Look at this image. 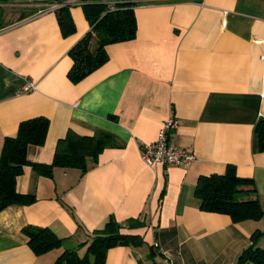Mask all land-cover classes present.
Here are the masks:
<instances>
[{"label":"crops","instance_id":"crops-1","mask_svg":"<svg viewBox=\"0 0 264 264\" xmlns=\"http://www.w3.org/2000/svg\"><path fill=\"white\" fill-rule=\"evenodd\" d=\"M133 1L135 38L107 45V61L78 83L67 72L69 49L90 28L80 4L70 7L76 31L68 37L48 0L1 7L0 154L5 137L34 117L49 126L44 143L28 147L31 162L49 164L68 131L105 139L96 137L104 147L94 164L86 158L84 174L55 167L49 178L23 167L16 190L36 201L0 211V264H53L64 249L82 256L78 245L109 217L142 243L110 248L104 264H236L255 230L264 248V217L234 223L200 210L194 196L199 176L232 165L253 180L264 210V152L253 132L264 118V0ZM24 83L35 88L22 92ZM171 115L178 126L170 143L195 160L147 166L139 144L155 140ZM26 225L48 227L63 246L35 255Z\"/></svg>","mask_w":264,"mask_h":264},{"label":"trees","instance_id":"trees-1","mask_svg":"<svg viewBox=\"0 0 264 264\" xmlns=\"http://www.w3.org/2000/svg\"><path fill=\"white\" fill-rule=\"evenodd\" d=\"M69 0H48L50 4H59L54 10L61 35L68 37L76 31L71 17ZM9 0H0V20L2 6ZM89 31L68 51L72 65L67 78L78 83L101 67L108 59L105 47L109 44L129 41L136 35V19L133 0H83L80 4ZM24 17V16H23ZM2 22L0 21V28ZM49 120L34 117L19 123L17 132L12 137H5L0 154V211L9 206L30 205L36 201L34 195L19 193L15 182L24 166H30L37 175L51 178L55 167L78 168L81 174L87 169L86 158L90 156L93 164L98 152L104 147L96 139L105 135L80 136L68 131L56 144L55 153L49 164L31 162L27 159L29 146H41L46 138ZM257 140V150L264 152V118L259 119L253 129ZM253 180L239 177L232 165H227L224 173L201 175L194 187V196L199 201V209L228 215L234 223L246 220H259L264 217V210L256 196ZM242 195L246 199L240 198ZM128 227L141 224L128 220ZM22 233L27 237V245L35 255L44 254L52 249L61 248L64 240L48 227L26 225ZM261 232L255 230L250 245L238 256L236 264H264V248L256 246ZM142 243L138 235L121 232V225L109 217L102 228L90 232L89 239L78 246H86L82 256L76 249H64L53 264H104L106 252L115 246Z\"/></svg>","mask_w":264,"mask_h":264},{"label":"built area","instance_id":"built-area-1","mask_svg":"<svg viewBox=\"0 0 264 264\" xmlns=\"http://www.w3.org/2000/svg\"><path fill=\"white\" fill-rule=\"evenodd\" d=\"M68 2L74 5H79L83 2V0H70ZM58 7L59 4H51L50 9L54 11ZM34 88L35 85L33 83H24L22 86V92H29ZM177 126V118L171 115L167 117L162 123L157 132L155 140L152 142H143L139 144L141 160L147 166H152L155 164L187 166L195 160V154L193 151L170 143L169 135L177 128ZM153 246L158 247L156 244H153ZM164 262L165 264H173L170 259H165ZM240 264H250V262L247 261Z\"/></svg>","mask_w":264,"mask_h":264},{"label":"rangeland","instance_id":"rangeland-1","mask_svg":"<svg viewBox=\"0 0 264 264\" xmlns=\"http://www.w3.org/2000/svg\"><path fill=\"white\" fill-rule=\"evenodd\" d=\"M50 5H51V4H50ZM18 9H19V7H12V10H13V11H10V9H9L8 16L10 17L11 14H15V13H17V10H18ZM41 9H42V8H41ZM39 12H43V10H39L38 13H39ZM246 197H247V196L242 195L240 198L246 199ZM259 237L261 238V235H259L258 238H259Z\"/></svg>","mask_w":264,"mask_h":264}]
</instances>
